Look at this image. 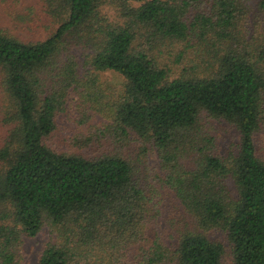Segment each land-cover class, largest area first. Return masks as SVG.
I'll return each mask as SVG.
<instances>
[{"label": "trees", "instance_id": "1", "mask_svg": "<svg viewBox=\"0 0 264 264\" xmlns=\"http://www.w3.org/2000/svg\"><path fill=\"white\" fill-rule=\"evenodd\" d=\"M37 1L44 37L0 24V264H19L22 236L43 227L36 264H223L211 229L233 264H264V0L257 35L244 26L252 0ZM167 40L178 61L188 46L204 58L176 72L155 52ZM73 92L106 122L55 141ZM202 113L238 142L221 153ZM159 187L174 194L164 215Z\"/></svg>", "mask_w": 264, "mask_h": 264}, {"label": "rangeland", "instance_id": "2", "mask_svg": "<svg viewBox=\"0 0 264 264\" xmlns=\"http://www.w3.org/2000/svg\"><path fill=\"white\" fill-rule=\"evenodd\" d=\"M15 10H20L22 13H30L28 19L21 21L12 13ZM105 12L112 18L115 14L114 7H106ZM262 11L258 9L256 0H252L251 9L247 15V20L244 22V26L247 27V34H259L261 32L260 16ZM0 24L8 25L12 30L22 37H28L29 35L44 37L51 28V22L48 21L42 11V4L37 0H0ZM182 49L181 43L177 41L167 40L161 43L160 46L155 50L156 55L159 57L161 62H165L172 65V68L176 72L180 71L183 66H189L192 61L200 62L204 58L199 52H196L191 47H187L185 50V57L178 61L176 59L177 53ZM71 51L75 54L77 61L81 66V70H86L88 65L85 63L86 55L89 49L83 46L71 47ZM192 60V61H190ZM100 80L108 83L114 91L120 92L122 90V79L120 75L114 73L111 70L99 72ZM58 132L54 138L55 141H63L64 135L67 138L71 136H79L94 131L97 126L101 123L106 122V118L99 112H95L89 108H85L81 102V98L77 93L73 92L66 100L64 109L58 114ZM201 123L216 139L217 148L221 153H224L229 145L237 143L239 140V133L237 128L230 124L223 118H215L207 116L205 113L201 114ZM254 141L258 153L264 156V132H256L254 134ZM69 143V141L67 142ZM149 163L157 171L162 172L159 169V164L155 154L149 156ZM160 205L162 208V215L168 212L171 208V204L174 200V194L167 187L161 188ZM161 217V216H160ZM159 217L161 228L167 229V223L164 217ZM211 238L220 239L224 245L225 250L222 255L221 261L223 264H233L232 257L230 254L229 243L217 229H211L208 231ZM46 228L43 227L35 235L22 236L21 243L18 249V260L19 264H36L39 256V252L42 248L44 239L46 238Z\"/></svg>", "mask_w": 264, "mask_h": 264}, {"label": "clouds", "instance_id": "3", "mask_svg": "<svg viewBox=\"0 0 264 264\" xmlns=\"http://www.w3.org/2000/svg\"><path fill=\"white\" fill-rule=\"evenodd\" d=\"M133 6H134V7H138V5H136V4H133Z\"/></svg>", "mask_w": 264, "mask_h": 264}]
</instances>
